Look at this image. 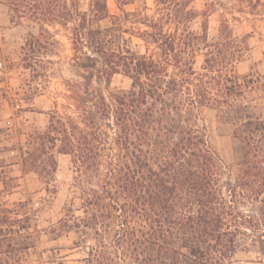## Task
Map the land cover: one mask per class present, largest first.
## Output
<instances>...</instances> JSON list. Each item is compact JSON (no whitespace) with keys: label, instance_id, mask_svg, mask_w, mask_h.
Wrapping results in <instances>:
<instances>
[{"label":"trees","instance_id":"1","mask_svg":"<svg viewBox=\"0 0 264 264\" xmlns=\"http://www.w3.org/2000/svg\"><path fill=\"white\" fill-rule=\"evenodd\" d=\"M156 2L137 32L142 51L126 36L134 32L128 12L112 14L107 0H0L9 24L31 29L8 65L24 72L18 97L0 86V121L6 104H32L47 87L58 42L51 25L69 32L73 75L44 125L0 126V152L11 154L0 168L20 164L52 195L62 156L72 173L70 196L48 228L27 204L0 203V264L20 263L43 231L71 235L76 255L69 263L51 248L44 264H238L239 252L264 253V75L237 68L249 36L223 18L210 40L214 5L196 30L188 1ZM117 74L128 87L113 85ZM207 110L232 125L239 159L225 160L210 144ZM16 179L1 169L0 193H13Z\"/></svg>","mask_w":264,"mask_h":264},{"label":"rangeland","instance_id":"2","mask_svg":"<svg viewBox=\"0 0 264 264\" xmlns=\"http://www.w3.org/2000/svg\"><path fill=\"white\" fill-rule=\"evenodd\" d=\"M129 3L120 5L116 0H107L108 8L112 14H125L121 7L128 13L126 18L128 27L134 30L133 34L127 33L130 37L132 46L137 50L144 51V41L138 37L137 32L146 29L143 23L146 17L153 18L157 13L158 3L156 0H129ZM188 1L189 7L197 13L191 22V27L201 30V22L204 19L203 12L214 5V12L208 17L209 28L208 35L210 40L217 39L218 29L221 19H228L230 26L237 34L241 36L248 35L250 50L245 55V60L237 66L240 73L249 71L250 66L254 65L253 71H258L264 75V0H184ZM84 5L88 0H83ZM52 32L56 34L58 40L54 51L51 54L53 62L48 67L50 76L47 87L41 88L33 103L27 101L19 104H6L2 113L0 126H20L22 122L26 124L44 125L48 118V112L55 108L56 103L61 106L65 99L61 91H65L63 79L73 77L70 71L69 59L72 56L71 41L69 32L60 25L49 26ZM31 29L22 25L9 24L5 19V8L0 7V86L4 87L11 96L19 91L23 85V70L17 65L8 67L10 61L19 60L20 46L24 43L27 33ZM38 33V27L32 29ZM204 56L199 54L197 57V66L203 63ZM8 67V68H7ZM23 73V74H22ZM130 80L121 74L113 77V85L128 87ZM22 91V90H21ZM23 107V110H18ZM208 128V138L212 147L227 161L232 162L239 159L242 155L240 141L234 136L233 128L230 123L223 121L216 115L214 110H207L205 114ZM23 141L26 137L23 136ZM7 144L6 140L0 138V147ZM10 153L0 152V159L10 161ZM9 163V162H8ZM68 158L62 156L60 165L55 173L56 186L59 191L52 195L46 191V186L35 173H25L21 171L20 164H13L9 168L2 167L3 171L15 177L17 186L13 193H0V203H5L8 207H15L19 202L27 204V210L30 211L34 223L40 228H48L57 221L61 215V210L70 196L72 173L68 169ZM0 189H4V184L0 182ZM72 243V236H62L53 239L46 232H42L41 239L37 241L35 248H32L29 254L20 262L14 264H44L47 255L51 253V248H62L63 254H68L70 259L76 257L69 249ZM42 257H44L42 259ZM238 264H264V253L258 250L250 252H239L236 256ZM51 264V263H47Z\"/></svg>","mask_w":264,"mask_h":264}]
</instances>
